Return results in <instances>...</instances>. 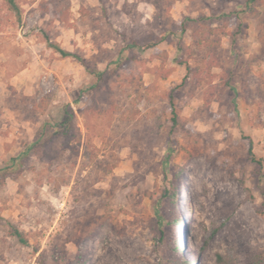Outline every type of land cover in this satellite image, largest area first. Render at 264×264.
Wrapping results in <instances>:
<instances>
[{"label":"rangeland","instance_id":"1","mask_svg":"<svg viewBox=\"0 0 264 264\" xmlns=\"http://www.w3.org/2000/svg\"><path fill=\"white\" fill-rule=\"evenodd\" d=\"M15 1L20 19L0 0V264L264 259V0ZM172 185L152 252L140 211Z\"/></svg>","mask_w":264,"mask_h":264},{"label":"trees","instance_id":"2","mask_svg":"<svg viewBox=\"0 0 264 264\" xmlns=\"http://www.w3.org/2000/svg\"><path fill=\"white\" fill-rule=\"evenodd\" d=\"M6 2V4L8 5V7L14 11V13L16 14L17 18L20 19V11H19V7L16 4L15 0H4ZM48 46L51 47L52 49H54L55 51L59 52L62 56H74L76 57L78 60L82 61V59L80 57H77L76 55H73L72 53L60 48L57 44L55 43H51L48 42ZM66 113V116L62 119V121L58 124L60 127H62L63 131H61V134L63 135V132H65L66 129L69 128V124H70V114ZM172 121L173 123H175V116L172 117ZM33 144H31L25 151L19 153L17 156L12 157L10 159V164L11 166H15L16 162L18 159L22 158L23 156H25L28 151L30 150L31 146ZM248 154L250 156V159L256 162H259L258 160H255L254 155H253V151H252V143L249 140V145H248ZM167 156H169V153H167ZM8 165V166H9ZM7 168V165L4 166L3 168H0V172H5ZM172 184V183H171ZM176 196H177V192L175 187L171 188H165L164 191H162L160 193L159 198L156 199L155 203L152 205L151 208V212H148L146 209V206L142 205L141 211H140V222L145 223V228L149 231L150 233V238L147 239L148 243L151 245L150 251H155V249L157 248V245L155 244L156 240H155V233L157 228H160L161 225L164 222V218L161 215V213L158 210V206L160 204V200L161 198H163L164 200H166V203L168 205L167 210L169 211V214L171 217H173L174 215V209H175V205H176ZM154 218V219H153ZM136 222V219H132L131 223ZM168 222V221H167ZM175 232L176 234L179 236V240L177 242V244L172 245V249L174 251H179V246L181 247V245H183V240L181 239L182 236V231L180 228H178V221H175ZM14 234L16 235V237L18 238V240L20 242H25V240L22 238L21 233L17 230L14 229ZM124 230L122 229L119 232V235H124ZM161 234L163 235V232H161ZM162 235H160V238L162 237ZM89 238L90 236H92V232L90 233V231L88 232L87 235ZM261 258V256H257L255 264H264V259H259ZM147 261L148 257L144 258Z\"/></svg>","mask_w":264,"mask_h":264},{"label":"bare ground","instance_id":"3","mask_svg":"<svg viewBox=\"0 0 264 264\" xmlns=\"http://www.w3.org/2000/svg\"><path fill=\"white\" fill-rule=\"evenodd\" d=\"M252 230V229H251Z\"/></svg>","mask_w":264,"mask_h":264}]
</instances>
